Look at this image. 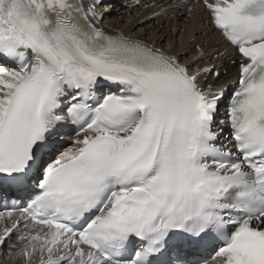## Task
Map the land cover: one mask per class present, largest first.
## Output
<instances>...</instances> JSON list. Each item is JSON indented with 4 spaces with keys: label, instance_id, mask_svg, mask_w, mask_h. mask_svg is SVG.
<instances>
[{
    "label": "snow or ice",
    "instance_id": "snow-or-ice-1",
    "mask_svg": "<svg viewBox=\"0 0 264 264\" xmlns=\"http://www.w3.org/2000/svg\"><path fill=\"white\" fill-rule=\"evenodd\" d=\"M107 2L0 0V264H264V0L178 5L234 48L231 92Z\"/></svg>",
    "mask_w": 264,
    "mask_h": 264
},
{
    "label": "bare ground",
    "instance_id": "bare-ground-1",
    "mask_svg": "<svg viewBox=\"0 0 264 264\" xmlns=\"http://www.w3.org/2000/svg\"><path fill=\"white\" fill-rule=\"evenodd\" d=\"M184 2L185 0H108L105 7L110 10L105 13L103 26L109 33L122 32L137 36L155 42L157 47L163 46L169 51L188 50L189 55L193 54L195 44L201 45L209 53L202 63L222 64L221 71L226 75H222L219 83L227 86L231 92L239 75L238 55L210 23L207 11L197 10L190 17L183 7L178 6ZM218 52L223 55H217ZM232 59L237 60V64H233ZM208 82H213L211 77ZM227 103L226 98L217 120L225 117ZM62 137L69 139L68 134L62 133ZM221 139L225 142L231 140L230 137Z\"/></svg>",
    "mask_w": 264,
    "mask_h": 264
},
{
    "label": "rangeland",
    "instance_id": "rangeland-1",
    "mask_svg": "<svg viewBox=\"0 0 264 264\" xmlns=\"http://www.w3.org/2000/svg\"><path fill=\"white\" fill-rule=\"evenodd\" d=\"M110 2V1H109ZM110 4H114V3H110ZM221 106H222V104L220 105V108H221ZM220 116V113H219V115H218V117ZM217 117V118H218ZM227 133V132H226ZM226 133H225V135H226ZM223 138L225 137L224 135L222 136Z\"/></svg>",
    "mask_w": 264,
    "mask_h": 264
}]
</instances>
